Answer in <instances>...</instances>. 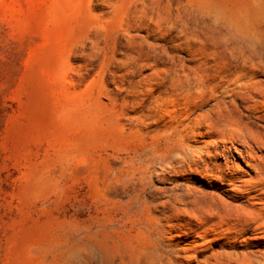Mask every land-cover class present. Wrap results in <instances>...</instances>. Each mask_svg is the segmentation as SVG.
I'll use <instances>...</instances> for the list:
<instances>
[{
	"label": "rangeland",
	"instance_id": "obj_1",
	"mask_svg": "<svg viewBox=\"0 0 264 264\" xmlns=\"http://www.w3.org/2000/svg\"><path fill=\"white\" fill-rule=\"evenodd\" d=\"M0 264H264V0H0Z\"/></svg>",
	"mask_w": 264,
	"mask_h": 264
}]
</instances>
